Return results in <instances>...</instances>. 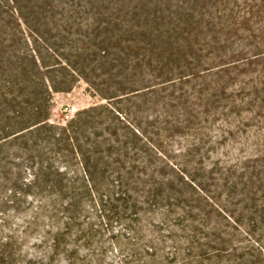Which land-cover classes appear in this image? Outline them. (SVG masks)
<instances>
[{
  "label": "trees",
  "instance_id": "trees-1",
  "mask_svg": "<svg viewBox=\"0 0 264 264\" xmlns=\"http://www.w3.org/2000/svg\"><path fill=\"white\" fill-rule=\"evenodd\" d=\"M79 78L108 104L51 124L53 94ZM176 83L191 85L180 92L195 135L213 129L225 137L245 125L244 112L264 115V0H0V190L17 205L37 202L22 236L9 226L1 256L107 264L104 253L80 257L63 242L83 196L96 194L102 204L122 203L135 223L108 264H234L244 249L240 230L264 243V174L254 164L264 156V127L235 142L240 157L229 153L237 163L223 182L240 197L232 211L191 203L152 166L141 103L159 107ZM161 107L171 118V97ZM217 120L228 128H216ZM140 205L160 206L158 219H138ZM41 220L50 221L39 240L48 248L35 256L24 242Z\"/></svg>",
  "mask_w": 264,
  "mask_h": 264
},
{
  "label": "rangeland",
  "instance_id": "rangeland-1",
  "mask_svg": "<svg viewBox=\"0 0 264 264\" xmlns=\"http://www.w3.org/2000/svg\"><path fill=\"white\" fill-rule=\"evenodd\" d=\"M189 86L191 85L186 86V84L178 83L174 87L171 86V90L162 93L165 98H159V107L141 103L139 116L142 120V128L145 135L152 141V143L147 144L148 157L152 166L160 170L162 176L170 178L176 186L186 191L191 203L208 206V208L211 205L222 206L226 210L232 211L236 208L235 204L240 197L236 192L229 193L228 187L223 182L224 176L230 173L226 169L229 168L230 164L237 163L230 161L229 153L233 156H241L242 153L234 151L235 142L243 141L247 137L252 138L254 134L260 132L259 129L262 130L264 127V115L254 120L249 118L251 117L249 112H244L245 125L239 123L240 127L233 128L232 133L225 135V137H221L220 132L213 129L211 132L207 130L209 137L195 135L192 129L198 126L197 121L194 124L187 122L188 116L184 104L186 98L182 97L180 92V88H188ZM150 97H147L148 101ZM170 97L171 118H168L162 116L160 110H162L161 104L167 102ZM102 104H108V100L96 93L84 79L79 78L71 91L53 94L49 122L54 125L65 126L79 111ZM152 109H157L160 113L154 118H148ZM220 118L218 116V119ZM213 125L220 129L228 128L219 120L214 121ZM17 162L22 164L21 161ZM254 164L264 174V156L257 158ZM237 171L240 173L239 170ZM23 176L26 177L28 174L25 173ZM186 180L193 184V187L184 184ZM29 200L31 204L27 206L11 203L9 191L0 190V256L3 250H9L8 247L2 245L8 241L6 235L9 226H13L18 235L22 236L21 231L24 229L25 221L29 220V216L35 210L34 205H37L36 199ZM105 200L102 204L97 194L95 196H83L75 209L77 219L71 228L65 231L63 242L70 249L77 247L80 257H84L88 252L93 251L94 255L104 253L105 261L108 264L114 263L121 256L122 242H125V236L131 232L130 225H135V223L130 219L131 211L126 210L122 203L109 201L106 198ZM140 206L144 210L140 211L137 218L143 219V221L158 219L159 211L162 210L158 205ZM62 217L64 219V215ZM213 218H217L216 214H213ZM39 222V226H30L29 234L25 237L26 241L24 242L26 244L25 250L35 256H43L48 248L39 240L42 238L43 228H47L50 221L41 220ZM240 231L241 243L238 244V247L245 250L240 249L234 252L232 258L237 260L234 264H260L258 258L251 254L256 255L252 250L255 248L261 250L264 255L261 248L264 243H257L253 236L243 230ZM57 259L60 261L57 262ZM57 259L56 264H67L64 257ZM224 260L225 258H223ZM0 264L15 263L5 256H1Z\"/></svg>",
  "mask_w": 264,
  "mask_h": 264
}]
</instances>
